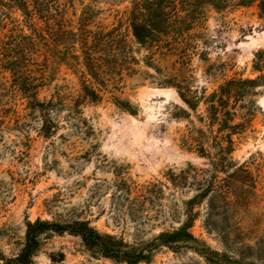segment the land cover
<instances>
[{"label":"rangeland","instance_id":"374dc122","mask_svg":"<svg viewBox=\"0 0 264 264\" xmlns=\"http://www.w3.org/2000/svg\"><path fill=\"white\" fill-rule=\"evenodd\" d=\"M263 5L0 0V264L36 219L86 221L137 264H264ZM120 183L159 199L132 212ZM208 183L196 243L154 245ZM39 241L31 264H126L67 231Z\"/></svg>","mask_w":264,"mask_h":264},{"label":"trees","instance_id":"16d2710c","mask_svg":"<svg viewBox=\"0 0 264 264\" xmlns=\"http://www.w3.org/2000/svg\"><path fill=\"white\" fill-rule=\"evenodd\" d=\"M161 2L163 0H156ZM255 0H238L239 5H250ZM224 0H218V4H221ZM264 8V5H263ZM134 36L138 40H143L142 35L139 33V28L134 25L133 27ZM87 90V89H86ZM82 96V100L88 99L90 101L95 100L97 95L94 91H90ZM213 108V107H212ZM49 108L45 107L44 104H40V112L44 115L47 113ZM215 110L213 113L215 114ZM43 131L50 133V127L44 121L42 125ZM219 149L223 151L220 146ZM187 174L185 171L181 170L179 174H172L171 182L172 185L176 187H183L188 184ZM194 183H190L192 185ZM199 188L202 184L198 183ZM118 196L120 199H124L128 203V207L132 212H135L136 208L142 209L144 203L148 202L154 204L159 199V193L157 192L156 185L149 184L141 189L140 194L135 198H129V186L125 183H120L117 186ZM209 190V183L203 189L202 193L194 198V200H189L186 203L185 215L186 220L176 229L171 231H165L159 234L158 242L154 245H165L167 247L179 248L180 244H193L196 243V239L190 231L192 226L195 213H193V206L198 203L205 193ZM210 209L213 208V199L208 201ZM188 205V207H187ZM69 232L70 234L77 235L81 238L84 245L95 255H100L104 258L112 259L114 261L125 262L126 264H137L140 260L146 257V254L142 250H138L131 247L127 248L122 243V241L116 239L114 236L108 234H101L97 232L94 228L89 226L86 221H74L70 224L59 225L55 222L41 221L36 219L34 222H26V232H25V243L20 253L11 259H7L4 264H31L33 257L38 252L40 241L39 236L45 232Z\"/></svg>","mask_w":264,"mask_h":264},{"label":"bare ground","instance_id":"6f19581e","mask_svg":"<svg viewBox=\"0 0 264 264\" xmlns=\"http://www.w3.org/2000/svg\"><path fill=\"white\" fill-rule=\"evenodd\" d=\"M150 110V109H149Z\"/></svg>","mask_w":264,"mask_h":264}]
</instances>
